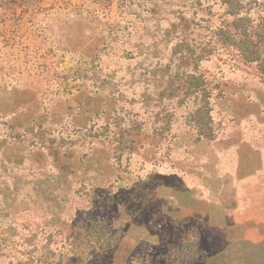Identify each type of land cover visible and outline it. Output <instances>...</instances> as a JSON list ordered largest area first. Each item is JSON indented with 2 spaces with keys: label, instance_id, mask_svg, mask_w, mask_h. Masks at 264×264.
Returning <instances> with one entry per match:
<instances>
[{
  "label": "rangeland",
  "instance_id": "obj_1",
  "mask_svg": "<svg viewBox=\"0 0 264 264\" xmlns=\"http://www.w3.org/2000/svg\"><path fill=\"white\" fill-rule=\"evenodd\" d=\"M0 264H264V0H0Z\"/></svg>",
  "mask_w": 264,
  "mask_h": 264
}]
</instances>
